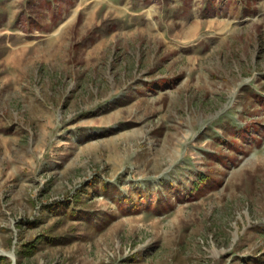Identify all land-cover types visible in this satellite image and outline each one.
<instances>
[{
	"label": "rangeland",
	"instance_id": "374dc122",
	"mask_svg": "<svg viewBox=\"0 0 264 264\" xmlns=\"http://www.w3.org/2000/svg\"><path fill=\"white\" fill-rule=\"evenodd\" d=\"M0 250L264 264V0H0Z\"/></svg>",
	"mask_w": 264,
	"mask_h": 264
},
{
	"label": "trees",
	"instance_id": "16d2710c",
	"mask_svg": "<svg viewBox=\"0 0 264 264\" xmlns=\"http://www.w3.org/2000/svg\"><path fill=\"white\" fill-rule=\"evenodd\" d=\"M24 21H25V20L23 19V21H22L21 23L24 24V23H25ZM19 22H20V21H19ZM26 22H27V21H26ZM19 24H20V23H19ZM19 26H22V25H19ZM20 28H21V27H20ZM37 28H40V26H37L35 29H37ZM205 181L207 182V180H204V181L199 180L198 184L195 185V188L198 189L199 186H200V184H201V183H205ZM195 191H196V190H195ZM130 204H131V203H130ZM130 206H131V205H130ZM129 208H130V207H129Z\"/></svg>",
	"mask_w": 264,
	"mask_h": 264
},
{
	"label": "bare ground",
	"instance_id": "6f19581e",
	"mask_svg": "<svg viewBox=\"0 0 264 264\" xmlns=\"http://www.w3.org/2000/svg\"><path fill=\"white\" fill-rule=\"evenodd\" d=\"M6 252L3 250H0V254H5Z\"/></svg>",
	"mask_w": 264,
	"mask_h": 264
}]
</instances>
